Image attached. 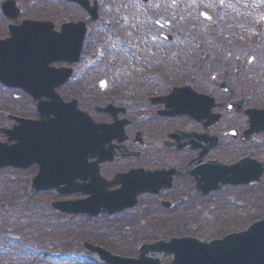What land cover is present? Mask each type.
Instances as JSON below:
<instances>
[{"label":"flooded vegetation","instance_id":"1","mask_svg":"<svg viewBox=\"0 0 264 264\" xmlns=\"http://www.w3.org/2000/svg\"><path fill=\"white\" fill-rule=\"evenodd\" d=\"M3 3L0 55L8 49L3 42L11 37V26L18 27L28 20L20 18L19 13L16 20L10 21ZM85 13V21L68 18L57 24L47 18L40 20H50L54 32H61L65 23L84 21L87 38L89 26L96 23L98 27L101 19L91 21ZM103 13L104 6L99 4L100 17ZM156 25L166 27L159 21ZM156 37L158 42L165 43L172 41L174 35L161 33ZM81 64H53L55 68L72 71L67 83L56 89L64 105L60 101L50 104L51 97L39 96L38 91L36 97H31L20 88L0 84V98L3 90L17 91L14 99L20 102L21 109L17 115L7 114L0 99V118L11 120L9 125H0V135L21 124L15 117L34 122H41L43 117V121L55 120L56 114L72 107L86 114L69 124L75 137L73 142L70 135L52 141L58 152H63L59 148H71V143L80 146V157L71 156L75 167L70 162L60 163L47 175L48 179L71 180L70 174L74 173L75 184L82 187L66 193L56 188L38 191L32 187L34 195L49 199V213L86 222L101 220L99 227L108 234L118 233L123 227L124 233L136 228L144 237L141 247H165L173 240L186 238L209 243L242 233L264 219V103L256 85L247 91L236 90L228 78L219 79L220 71L210 66L129 65L128 72L97 81L89 99L83 92L87 89V76ZM25 101L32 108L30 114L23 113ZM69 104L72 105L65 106ZM88 117L96 124L94 127ZM27 171L31 172L33 185L41 171L40 162L33 163ZM91 198L101 202L106 199L115 211L101 206L94 207L95 215H71L53 208L56 202ZM134 199L137 203L133 207L126 206ZM139 209L141 213L136 212ZM103 236L92 234L94 240L83 239L82 246L134 253L126 249L128 245L116 246ZM161 253L151 252L149 257L161 255L163 264L171 263L172 254ZM35 255L39 256L31 253L33 264L38 260ZM139 256L135 252L129 257ZM56 257L60 259L63 254Z\"/></svg>","mask_w":264,"mask_h":264},{"label":"rangeland","instance_id":"2","mask_svg":"<svg viewBox=\"0 0 264 264\" xmlns=\"http://www.w3.org/2000/svg\"><path fill=\"white\" fill-rule=\"evenodd\" d=\"M2 1L5 0H0V4ZM14 1L21 11L20 18H47L57 24L68 18L85 21V10L66 0ZM98 2L104 10L109 9L105 11L109 13V21H100L99 27L96 23L89 26L81 65L84 70L91 65L96 69L85 71L87 89L83 92L87 98L92 99L97 81L122 75L128 72L129 65L210 66L220 71L219 79L228 78L236 90L247 91L256 85L264 103V0ZM202 11L211 15L210 21H205ZM157 21L164 23L166 29L161 30ZM161 33L174 37L170 42H158L156 36ZM1 92L6 113H20V102L14 99L17 91ZM24 104L23 113L30 114V103ZM6 118H0V125L10 124L11 120ZM0 139L6 140V136L0 135ZM31 177L28 171L0 170V264H33L31 253L39 254L35 255L38 256L35 264H107L82 246L83 239L93 241L91 236L95 233L104 235L116 246L128 245L126 249L134 252L128 255V251L123 254L115 250L113 254L125 257L139 254L144 237L136 228L124 233L123 227L118 233L108 234L99 227L101 220L86 222L78 217L55 216L49 213V199L33 194ZM136 212L141 213L140 209ZM58 253L68 260H50ZM157 258L165 262L161 255Z\"/></svg>","mask_w":264,"mask_h":264},{"label":"water","instance_id":"3","mask_svg":"<svg viewBox=\"0 0 264 264\" xmlns=\"http://www.w3.org/2000/svg\"><path fill=\"white\" fill-rule=\"evenodd\" d=\"M69 1L79 3L90 12L93 19L97 18V3L91 8L88 0ZM3 11L11 19H15L19 14L14 1L5 2ZM52 26L53 24L49 22L33 21L25 22L18 27L11 26L12 37L3 42V45L8 49L0 55V82L9 86L21 87L34 96H37L35 90H39L41 94L39 96L46 94L51 97L50 104L53 105L60 101L59 96L54 91L55 85L50 86L46 83L35 88L37 75L40 73L54 74L55 77L62 78L58 81V85L64 83L70 72L65 70L52 71L48 68L49 64L62 60L78 61L87 29L83 22L68 24L63 27L60 34H53L50 31ZM56 119L63 123L73 122L72 117L66 118L62 114L57 115ZM20 121L23 126H15L12 130L6 131L8 134L7 142H0V168L27 169L33 163L40 162L41 171L33 183L38 191L40 189L58 188L62 193H66L81 188L79 184H75L74 173L70 174L71 180L47 178L51 168L57 167L60 163L70 162V166L75 167V161L72 157H80L81 155L78 144H74L71 148L66 147V151L63 152H58L59 150L52 147L53 137H59L58 134L65 132L73 133V129L53 128L57 126L52 123L45 125L48 121L41 122L39 126H37L39 123L34 121ZM35 130L38 134L37 137L34 133ZM58 130H62V132H56ZM10 142L12 144H9ZM59 149L61 150V148ZM63 184H65L64 187H61ZM107 202L109 201L106 199H102L101 202L96 198H91L85 201L61 202L55 204V207L63 212L73 214L88 212L95 215L97 209L94 207L100 208L101 206H106V210L111 212L115 211L109 207ZM136 203L137 201L134 199L126 206L133 207ZM89 248L93 252H98L110 264H161L159 259L146 257L149 252L173 254L174 260L171 264H264V219L253 224L242 233L231 234L223 240H216L209 244L186 238L173 240L165 247H160L159 244L145 246L141 249L142 254L139 259L111 256L109 252L99 247L89 246Z\"/></svg>","mask_w":264,"mask_h":264}]
</instances>
